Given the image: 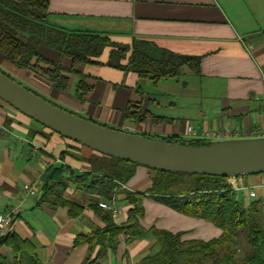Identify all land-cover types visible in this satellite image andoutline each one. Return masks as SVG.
<instances>
[{"label":"crops","instance_id":"obj_1","mask_svg":"<svg viewBox=\"0 0 264 264\" xmlns=\"http://www.w3.org/2000/svg\"><path fill=\"white\" fill-rule=\"evenodd\" d=\"M47 11L52 25L106 32L123 41L142 38L199 58L198 73L182 65L177 76L156 82L133 71L87 64L70 73L64 88L59 89L46 76L17 68L0 54L3 71L77 115L135 134L184 140L197 139L205 129L229 126L246 132L264 124V0H49ZM38 50L51 61L70 65L67 57L48 47ZM106 55L102 54L101 62ZM80 73L90 85L82 98L75 94ZM189 126L192 135L187 132ZM235 139L248 138H216ZM93 157L101 156L0 100V212L17 209L11 230L31 241L41 264H80L88 255L87 244L73 245L75 236L103 226V221L88 205L90 195L73 183L65 188L63 197L82 206L77 215L69 214L66 205L37 204L40 175L51 164L89 171ZM154 174V169L136 165L125 187L113 188L111 197L118 208L114 222L123 225L127 219L126 191L145 190ZM25 182L35 183L34 194L24 192ZM243 182L254 188L255 196H249L247 189L235 191L242 205L257 200L264 207V172L243 175ZM141 204L139 222L146 229L154 226L177 232L182 240H207L221 231L212 222L180 213L150 194L142 197ZM157 249L151 234L125 241L121 233L101 264H142ZM1 253L11 260L9 247L2 246Z\"/></svg>","mask_w":264,"mask_h":264},{"label":"trees","instance_id":"obj_2","mask_svg":"<svg viewBox=\"0 0 264 264\" xmlns=\"http://www.w3.org/2000/svg\"><path fill=\"white\" fill-rule=\"evenodd\" d=\"M48 3L49 0H0V54L17 68H30L46 76L56 88H64L68 75L79 72V68L87 64H105L133 71L139 77H148L154 82L161 77L177 76L182 65L195 73L199 71L197 56L176 53L146 39L131 37L129 41H123L106 32L69 30L52 25L47 21ZM40 46L67 57L70 65L65 67L49 60L39 52ZM105 52L106 59L101 62ZM85 78L86 75L79 74L75 87L78 98H82L90 88ZM126 113L131 114L128 110ZM152 138L186 145L211 143L175 136ZM96 152L101 157L89 159V171L79 172L63 164H51L40 175L37 204L51 207L66 205L69 214L77 215L82 206L63 197L65 188L73 183L90 195L88 205L103 221V226L75 236L73 245L87 244L88 255L80 264H101L105 253L115 248L121 233L125 235V241L152 235L158 249L146 255L142 264H264V216H259V201L253 200L247 207L243 206L236 192L227 184L226 177L155 170L151 184L145 190L126 191L130 207L122 225L114 222L110 214L97 205V201L98 198L109 199L115 181L126 182L138 164ZM64 154L65 151L61 152L59 158L63 159ZM146 194L180 213L212 222L220 228L219 235L207 240H182L177 232L154 226L144 228L139 219L143 215L141 199ZM240 234L249 251L238 259L236 252ZM2 246L11 250L10 261L1 253ZM0 264L41 263L31 241L9 230L0 235Z\"/></svg>","mask_w":264,"mask_h":264},{"label":"water","instance_id":"obj_3","mask_svg":"<svg viewBox=\"0 0 264 264\" xmlns=\"http://www.w3.org/2000/svg\"><path fill=\"white\" fill-rule=\"evenodd\" d=\"M0 100L67 139L157 171L223 177L264 172V138L186 145L111 128L57 106L1 70Z\"/></svg>","mask_w":264,"mask_h":264},{"label":"built area","instance_id":"obj_4","mask_svg":"<svg viewBox=\"0 0 264 264\" xmlns=\"http://www.w3.org/2000/svg\"><path fill=\"white\" fill-rule=\"evenodd\" d=\"M187 132L189 133V135L193 134L190 126L187 127ZM239 136L247 137V138H264V124L260 126L252 127L246 132H241L237 127L231 128L229 126H225L221 129H205L201 132V134L197 137V139L210 141L212 139L221 138V137H239ZM115 182L116 184L114 186V189L125 187L124 183L118 180H116ZM226 182L230 186V188L234 191L247 189L249 196L251 197L255 196L254 188H252V186H248L244 184L243 175L227 176ZM36 189L37 187L34 182H25L23 184V190L28 194H34L36 192ZM97 205L103 208L104 210H106L112 218L115 217L118 213V208L115 205L113 195L109 201H98ZM16 210L17 209L12 208L6 212H0V235L11 230L12 217L16 212Z\"/></svg>","mask_w":264,"mask_h":264},{"label":"rangeland","instance_id":"obj_5","mask_svg":"<svg viewBox=\"0 0 264 264\" xmlns=\"http://www.w3.org/2000/svg\"><path fill=\"white\" fill-rule=\"evenodd\" d=\"M250 139H256V138H248V139H238V140H216L213 139L210 142L215 144V143H222L224 141H229L231 143H237V142H242V141H247ZM259 216H264V207H262L260 209V215ZM247 251H249V247L247 246V244L244 242L243 236L242 234L239 235V245H238V249L236 252V256L237 258H241Z\"/></svg>","mask_w":264,"mask_h":264}]
</instances>
